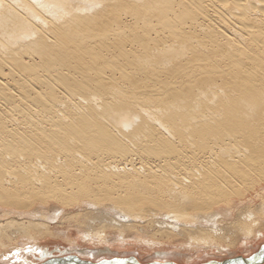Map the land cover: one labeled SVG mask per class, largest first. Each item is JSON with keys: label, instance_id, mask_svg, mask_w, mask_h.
<instances>
[{"label": "bare ground", "instance_id": "bare-ground-1", "mask_svg": "<svg viewBox=\"0 0 264 264\" xmlns=\"http://www.w3.org/2000/svg\"><path fill=\"white\" fill-rule=\"evenodd\" d=\"M260 183L264 0H0V193L56 205L12 210L1 262L54 216L89 247L234 249L264 230Z\"/></svg>", "mask_w": 264, "mask_h": 264}, {"label": "rangeland", "instance_id": "rangeland-1", "mask_svg": "<svg viewBox=\"0 0 264 264\" xmlns=\"http://www.w3.org/2000/svg\"><path fill=\"white\" fill-rule=\"evenodd\" d=\"M262 184L263 183H260L259 185H254L253 186L254 188L252 187V190L249 189V191L248 190L244 191V197H247L245 198L244 202L248 204H252L254 200V203H257L259 205L258 202H260V200H258L256 194L258 195L262 194V198L264 199V194H263L264 191H262L264 189V184L263 185ZM7 192H10V190L8 189ZM23 193L26 196H22L21 192L18 193V196H15L17 195V193L15 191L12 192L11 190L10 193L6 194L7 198H5L6 197L4 196L5 194L3 195L2 193H0L4 196L3 198V196L0 195L2 197V198L0 197L1 199L0 225L4 224L9 218L15 219L16 217L15 214H18L17 211H19L18 208L21 209V212H23L25 211V209L26 210L30 209V207L34 209L39 207L41 208L42 212L45 213V212H52L51 211L52 207L56 206L53 200H49L50 202H45L43 200V197L41 196L42 194L33 193L29 195V193L27 192H22V194ZM8 194L10 195V197L8 196ZM257 204L256 206H258ZM25 205H27V207ZM21 206H24L25 208ZM14 208L15 209L17 208V211L15 210L12 211ZM22 208L24 209L23 211ZM6 211L11 212L12 214L8 215V213L6 214ZM80 212L81 211L72 212L70 215H76ZM105 215L113 216L111 213L107 211ZM61 217L54 216V221L51 223L52 227L54 228L53 231L56 232L59 231L57 233L61 237H59V235L56 233L58 235L57 237L58 239L56 240H51L47 243H44V241H42V244H38V245H26V246L23 245V247L18 246L16 247L15 250L8 252L5 255L7 259L4 262L0 261V264H40L41 262L52 257H61V256H69V255L78 256L81 259L90 260L94 262L101 261L102 259L128 258V259H134L142 264L169 263V262L175 264H206L209 263L210 261H221L223 259L231 258L234 256H244V257L249 256L255 253L259 249V247L262 244H264V230H263L261 232L262 235L260 236L257 235L255 239L251 241H247V243L246 242L241 243L234 249H229V248L215 249L211 247L210 248L187 247L186 249V246L180 245V243L178 242L176 243L166 242L165 244L158 245L159 247L155 246L152 248L146 246V244L144 243H137V242L136 243L131 242L128 243L127 245L126 243L124 245L115 243L114 245H112L113 247L111 245H102V246H96L95 248V246L89 247L83 245L82 241H80L81 240L79 238L80 236L78 237V235H76L77 234L76 230L72 228L70 229L68 226L70 222H71L70 224H72V221L66 219V217L63 219ZM77 217L79 216H76L75 219ZM59 223H61V225ZM60 232H62L64 235H61ZM59 238H62L63 240H59ZM71 240L73 241L72 244L68 243ZM74 241H76L77 243H74Z\"/></svg>", "mask_w": 264, "mask_h": 264}, {"label": "water", "instance_id": "water-1", "mask_svg": "<svg viewBox=\"0 0 264 264\" xmlns=\"http://www.w3.org/2000/svg\"><path fill=\"white\" fill-rule=\"evenodd\" d=\"M263 249H264V244H262L255 253H253V254H251L249 256H246V257H244V256L231 257L229 259L222 260L218 264H235V263H237V264H264V257H261V253H262ZM51 260H54V261H57V260L72 261V260H74V262H73L74 264H98V262H92V261H89V260H81L78 257H73V258H64V257L63 258H53V259H50V260H47V261H51ZM129 260H130V263H126L128 261H124L122 264H134L135 262H137V261H134V259H129ZM75 261H77V262H75ZM135 264H140V263H135ZM148 264H175V263H148Z\"/></svg>", "mask_w": 264, "mask_h": 264}]
</instances>
